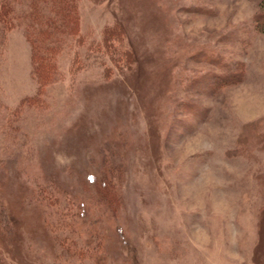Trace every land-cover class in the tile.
<instances>
[{"label": "rangeland", "instance_id": "rangeland-1", "mask_svg": "<svg viewBox=\"0 0 264 264\" xmlns=\"http://www.w3.org/2000/svg\"><path fill=\"white\" fill-rule=\"evenodd\" d=\"M10 1L0 264H264V0Z\"/></svg>", "mask_w": 264, "mask_h": 264}, {"label": "trees", "instance_id": "trees-1", "mask_svg": "<svg viewBox=\"0 0 264 264\" xmlns=\"http://www.w3.org/2000/svg\"><path fill=\"white\" fill-rule=\"evenodd\" d=\"M2 2H8L7 5L9 7V11H12L13 4L11 5L10 0H1ZM29 6H31V13L28 12L27 20H29V24L31 21L38 27L37 33L35 34L36 38L41 37L45 38L44 45H41L39 51V64L45 65L47 62L49 63L52 60L50 58H54L55 51L58 50L60 47V43L57 42L61 41L60 35L62 34L61 31L66 28L69 30L68 32L72 33L75 31L77 26L76 16L74 15V3L75 0H28ZM5 4L3 6V10L8 7ZM42 4V5H41ZM258 18V23L260 27L264 30V6L262 11L256 16ZM74 19V20H72ZM60 29V30H59ZM57 31V36L53 35ZM43 36V37H42ZM114 36H119L117 32L107 30L105 40L107 42L113 41ZM108 46V44H106ZM50 62V63H51ZM45 67V66H44ZM47 69V68H46ZM49 72V68L46 70V73ZM53 73V71H52ZM51 73V75H52ZM42 75V74H41ZM40 78V74L38 75ZM42 81V80H41Z\"/></svg>", "mask_w": 264, "mask_h": 264}]
</instances>
